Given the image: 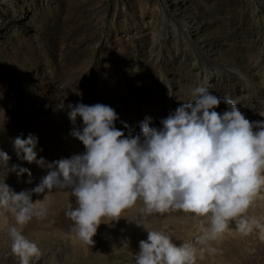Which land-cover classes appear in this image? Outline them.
<instances>
[{"label":"rangeland","instance_id":"374dc122","mask_svg":"<svg viewBox=\"0 0 264 264\" xmlns=\"http://www.w3.org/2000/svg\"><path fill=\"white\" fill-rule=\"evenodd\" d=\"M197 86L235 101L249 121L264 120V0H0V150L9 168H27L32 179L0 168V183L18 193L46 174L17 159V136L34 135L46 163L83 151L70 135L80 121L70 123L69 105L106 104L118 129L123 122L138 134L146 116L158 127ZM45 201V215L21 228L41 252L30 264H135V236L160 230L174 243L194 242L207 223L180 210L141 218L137 201L115 221L102 218L86 244L65 215L74 198L54 189ZM244 215L264 225V193ZM13 224L0 212V264H19L6 232ZM195 246L194 264H264V233L241 234L235 220L217 240Z\"/></svg>","mask_w":264,"mask_h":264},{"label":"clouds","instance_id":"9594fccd","mask_svg":"<svg viewBox=\"0 0 264 264\" xmlns=\"http://www.w3.org/2000/svg\"><path fill=\"white\" fill-rule=\"evenodd\" d=\"M219 104L226 106L224 111H215ZM67 118L72 124L80 121L70 135L83 146L69 158L46 163L37 159L34 135L12 139L17 159L47 169L34 187L18 193L0 183V212L13 217L6 232L19 264H30L41 255L21 228L45 215V197L54 189L74 198L75 207L65 215L75 237L86 244H93L102 218L115 221L137 201L142 204L141 218L180 210L206 220L194 242L177 244L163 231L147 230L146 239L138 242L135 264H194L195 245L217 240L230 220L241 234L254 227L264 233V225L244 215L254 198L264 193V120L249 121L232 99L197 86L192 100L161 118L158 127L150 126L146 116L138 134L123 122L118 129L119 117L106 104L69 105ZM9 159L0 150L5 177L9 172L18 179L26 174L25 182L32 183L31 172L15 164L9 168ZM33 194L43 198L33 201ZM207 250L216 252L210 246Z\"/></svg>","mask_w":264,"mask_h":264},{"label":"bare ground","instance_id":"6f19581e","mask_svg":"<svg viewBox=\"0 0 264 264\" xmlns=\"http://www.w3.org/2000/svg\"><path fill=\"white\" fill-rule=\"evenodd\" d=\"M257 221H258V219H257ZM145 232V231H144ZM131 233V232H130ZM144 239V236L143 235H141V236H139L138 238H136V236L134 237V239L132 240L133 242H135V244L137 243L138 244V242L140 241V240H143ZM130 242V241H129ZM138 246V245H137ZM237 250V249H236ZM233 251V250H232ZM237 256V255H236ZM226 257H227V255H226ZM230 257V256H229ZM228 258V257H227ZM232 263H233V261H232ZM235 264H236V262H235ZM238 264V263H237Z\"/></svg>","mask_w":264,"mask_h":264}]
</instances>
